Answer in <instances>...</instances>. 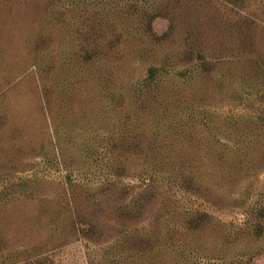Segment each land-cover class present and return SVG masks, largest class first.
<instances>
[{
  "label": "rangeland",
  "instance_id": "1",
  "mask_svg": "<svg viewBox=\"0 0 264 264\" xmlns=\"http://www.w3.org/2000/svg\"><path fill=\"white\" fill-rule=\"evenodd\" d=\"M0 264H264V0H0Z\"/></svg>",
  "mask_w": 264,
  "mask_h": 264
},
{
  "label": "trees",
  "instance_id": "2",
  "mask_svg": "<svg viewBox=\"0 0 264 264\" xmlns=\"http://www.w3.org/2000/svg\"><path fill=\"white\" fill-rule=\"evenodd\" d=\"M155 14H156V16H158V13H155ZM148 30H149V28H148ZM148 30H147V32H148ZM149 31H151V30H149ZM169 34H170V32H166L161 37H155V41L158 43L162 42V41L168 39V37L170 36ZM197 59L201 62L200 63L201 66H199V67H201V70H205L210 65V64L205 62L202 55H198ZM163 84L164 83H163L162 76H161V69H160V67H157V66H151L147 71V76L141 82V86L146 90V92L150 91L152 89H155V90L163 89V87H162Z\"/></svg>",
  "mask_w": 264,
  "mask_h": 264
}]
</instances>
